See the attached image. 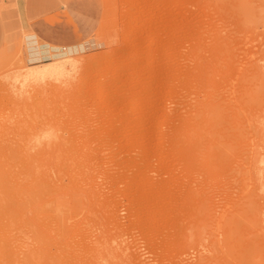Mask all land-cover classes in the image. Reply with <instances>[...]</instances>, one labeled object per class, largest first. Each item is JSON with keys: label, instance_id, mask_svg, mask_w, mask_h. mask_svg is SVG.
<instances>
[{"label": "rangeland", "instance_id": "obj_1", "mask_svg": "<svg viewBox=\"0 0 264 264\" xmlns=\"http://www.w3.org/2000/svg\"><path fill=\"white\" fill-rule=\"evenodd\" d=\"M54 6L95 46L0 6V264H264V0Z\"/></svg>", "mask_w": 264, "mask_h": 264}, {"label": "crops", "instance_id": "obj_2", "mask_svg": "<svg viewBox=\"0 0 264 264\" xmlns=\"http://www.w3.org/2000/svg\"><path fill=\"white\" fill-rule=\"evenodd\" d=\"M54 1L0 0V6L9 3L15 6L21 27L27 33L25 40L31 63L49 62L53 55L63 51L78 54L95 46L90 39L94 23L73 10L55 8Z\"/></svg>", "mask_w": 264, "mask_h": 264}, {"label": "bare ground", "instance_id": "obj_3", "mask_svg": "<svg viewBox=\"0 0 264 264\" xmlns=\"http://www.w3.org/2000/svg\"><path fill=\"white\" fill-rule=\"evenodd\" d=\"M55 49H57V48H55ZM54 52H57V51H54ZM74 51H70V50H66V51H63V52H61V53H58L57 55H53V57L54 58H57V59H62V58H65V57H67V56H69V55H71L72 53H73ZM65 72H67V70L65 71V67H58V68H53V70H50V71H48L47 73H48V75H52V76H54L55 78L57 77H60V76H62V75H65ZM41 76H44V75H35V74H33V73H25V74H23V75H21V76H19L20 78V80L22 81V83H24V82H29V81H36V80H38L39 78H42ZM2 210V209H1ZM0 210V211H1ZM1 214H2V211H1ZM0 214V215H1ZM1 217V216H0ZM2 218H3V216H2ZM1 218V219H2ZM0 219V220H1ZM0 226H1V224H0ZM0 229H2V228H0ZM3 229H4V227H3ZM3 231V230H2ZM3 233H6V232H4L3 231ZM10 234V233H9ZM1 235H2V233H1ZM0 235V236H1ZM5 235H7V234H5ZM3 240V239H2ZM1 241V240H0Z\"/></svg>", "mask_w": 264, "mask_h": 264}]
</instances>
